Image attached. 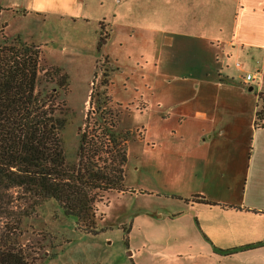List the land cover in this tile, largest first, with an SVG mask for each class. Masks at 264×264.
Listing matches in <instances>:
<instances>
[{"label": "crops", "instance_id": "crops-1", "mask_svg": "<svg viewBox=\"0 0 264 264\" xmlns=\"http://www.w3.org/2000/svg\"><path fill=\"white\" fill-rule=\"evenodd\" d=\"M103 1L1 0L0 18L6 36L12 20L51 33L66 26L71 52H81L86 43L97 47L103 27L101 49L116 69L108 90L114 83L132 90L133 99L146 104L141 110L150 108L155 119L200 123L198 141L206 146L197 154L189 148L195 161L182 160L178 175L184 191L163 194L181 206L164 213L140 210L132 219L133 225L165 230L162 248L170 264H264V118L263 125L254 123L258 94H264V0H107L102 8ZM22 36L18 30L13 37L39 46L43 41ZM230 58L252 64L253 72L245 73L253 79L245 80V73L238 81L229 76ZM235 111L241 116L232 127ZM174 131L181 140L188 133L181 126ZM178 145L171 147L192 155ZM189 162L201 174L187 171ZM131 192L160 196L156 190ZM193 195L214 204L198 203Z\"/></svg>", "mask_w": 264, "mask_h": 264}, {"label": "rangeland", "instance_id": "rangeland-1", "mask_svg": "<svg viewBox=\"0 0 264 264\" xmlns=\"http://www.w3.org/2000/svg\"><path fill=\"white\" fill-rule=\"evenodd\" d=\"M98 1L100 0H95L96 3ZM106 3L107 0H104L102 8ZM111 7H114L113 2ZM110 11L111 9L107 13ZM0 21L4 23L1 18ZM18 30L23 38H33L37 43L43 39L40 41L42 42L40 46L35 45L41 50L42 67L49 69V76L52 78L49 82L43 80V84L49 89H56L59 100L65 105L66 123L61 138L66 160L72 162L76 158L85 114L88 110L106 102L111 75L116 69L103 55L101 48H89L86 43L81 52H71L68 37L70 31L66 26L51 33L46 29L21 26L18 20H12L6 29V37L12 40ZM106 34L107 31L101 27V30L97 31V39L99 35L105 38ZM238 61L242 64L241 70L235 67L236 60L233 58L229 59L226 69L227 74L233 76L236 81L241 80V75L245 72L254 70L252 64L244 63L243 58ZM60 75L67 76L65 87L57 84ZM110 90L114 97L124 103L123 107L120 105L119 110L112 106L113 103L107 104L119 113L121 120L119 129H129L132 133L128 141L124 191L107 192L103 200L96 202V227L100 230L97 234L84 232L76 224L74 217L64 215L62 209L52 199L44 200L35 206L29 215L21 218L19 224H13L16 245L26 246L29 255L34 259V264H133L135 260L138 264H170L171 262L162 248L166 245L165 230L157 226L133 225L132 219L135 212L140 210L164 213L167 208L175 209L181 206L179 200L166 198L163 194L166 190L184 191L178 172L183 171L185 163L182 160L195 161L197 159L195 153L199 151L197 149L204 145L198 141L199 132L196 129H198L197 124L200 123L193 118L189 121L185 120L184 123L172 118L165 121L155 119L150 108L141 110L146 104L141 100L137 103L133 99L135 95L132 90H124L116 83ZM262 105L263 100L260 97L257 100L255 125H263L262 119L258 120L256 116V113L262 110ZM197 107L202 109L204 106L196 105ZM234 114H236L235 118L230 120L233 122L232 127L234 124L238 125L241 116H238V111ZM92 115L97 117V114ZM225 124L226 121H223L222 125L227 131L229 124L227 127ZM180 126L181 130L188 132L182 140L178 135L179 131L170 133L171 129L175 130L178 127L180 129ZM218 128H221L220 125ZM212 136L219 137L215 132ZM174 143L179 144L180 150L184 149L185 145V150L188 148L192 155L191 153L186 156L181 155L175 147H171ZM191 147H194L195 153L189 149ZM189 170H198L195 171L196 174L202 172V169L198 165L194 166L192 162L188 163L187 171ZM131 188L152 192L156 190L160 196L148 193L135 195L131 192ZM130 224L132 227L128 235L129 245H126L125 230ZM129 251L134 252L135 258L128 254ZM185 264L200 263L191 260Z\"/></svg>", "mask_w": 264, "mask_h": 264}, {"label": "trees", "instance_id": "trees-1", "mask_svg": "<svg viewBox=\"0 0 264 264\" xmlns=\"http://www.w3.org/2000/svg\"><path fill=\"white\" fill-rule=\"evenodd\" d=\"M3 10L0 4V14ZM5 26L0 21V264H34L26 246L16 245L13 224L52 199L84 232L97 234L96 202L107 192L124 191L132 133L119 129V113L109 105L119 110L120 104L108 93L104 104L86 112L76 158L67 161L61 138L66 108L58 91L43 84L52 78L42 67L40 47L19 37L9 40ZM101 45L99 40L98 49ZM57 84L65 87L67 76L60 75ZM258 95L263 100L259 120L264 94ZM192 197L214 204L202 195Z\"/></svg>", "mask_w": 264, "mask_h": 264}, {"label": "built area", "instance_id": "built-area-1", "mask_svg": "<svg viewBox=\"0 0 264 264\" xmlns=\"http://www.w3.org/2000/svg\"><path fill=\"white\" fill-rule=\"evenodd\" d=\"M235 65L238 68H241V66H242V64L240 62H238V61L235 63ZM244 79L247 80V81L252 80L253 79V75L251 73H245Z\"/></svg>", "mask_w": 264, "mask_h": 264}]
</instances>
